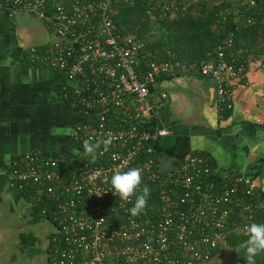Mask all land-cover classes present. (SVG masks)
Listing matches in <instances>:
<instances>
[{
  "label": "built area",
  "instance_id": "1",
  "mask_svg": "<svg viewBox=\"0 0 264 264\" xmlns=\"http://www.w3.org/2000/svg\"><path fill=\"white\" fill-rule=\"evenodd\" d=\"M119 2L133 0H0L8 16L27 13L47 26L50 42L28 46L20 57L63 71L67 81L58 97L81 115L69 131L72 154L25 151L12 160L8 182L27 190L32 202L54 201L50 218L46 207L40 212L53 225L50 264H209L225 244L229 225L242 232L260 223L264 194L242 174L221 177L199 154L184 155L162 173L154 144L169 130L156 121L160 104L151 100L150 88L177 72L210 77L224 117L232 108L231 82L248 63H264V41L259 38L256 51L238 56L228 36L205 60L182 61L171 50L151 53L143 41L114 26ZM187 4L156 0L147 13L151 19L175 16ZM86 140L98 145L94 160L84 154ZM129 168L141 170V184L121 200L107 180ZM145 186L146 206L133 216L129 209Z\"/></svg>",
  "mask_w": 264,
  "mask_h": 264
},
{
  "label": "crops",
  "instance_id": "2",
  "mask_svg": "<svg viewBox=\"0 0 264 264\" xmlns=\"http://www.w3.org/2000/svg\"><path fill=\"white\" fill-rule=\"evenodd\" d=\"M50 40L38 18L0 9V264H50L53 225L33 215L31 200L7 177L12 160L25 151H74L69 131L81 115L56 93L65 73L20 57L26 47ZM150 98L160 104L158 125L169 130L158 141L159 165L167 155L199 154L221 177L242 174L264 194L263 62L248 63L231 82L232 108L225 117L217 111L212 79L197 72L162 76Z\"/></svg>",
  "mask_w": 264,
  "mask_h": 264
},
{
  "label": "trees",
  "instance_id": "3",
  "mask_svg": "<svg viewBox=\"0 0 264 264\" xmlns=\"http://www.w3.org/2000/svg\"><path fill=\"white\" fill-rule=\"evenodd\" d=\"M155 2L156 0H133L132 4L119 2L114 5L112 14L117 30L143 41L151 53L161 54L171 50L182 61L205 60L207 53L213 51L228 36L232 38L231 51L238 56L251 50L256 51L259 38L264 41V22L261 21L264 16V0H255L254 5H250L249 0H174L179 6L184 2L189 4L178 15L151 19L147 10ZM246 16H253L252 23L244 21ZM60 87L61 85L57 86V95ZM228 111L230 110L224 112V117ZM154 147L155 153L159 154L158 144H154ZM23 192L31 200L29 192ZM43 207H46V217L50 218L54 201H33V215L42 217L40 212ZM233 216L242 221V216L237 212ZM260 223H264V217ZM244 239L246 237L242 232L234 231L229 225L226 242L214 251L213 258L226 253L227 264H247L244 258L246 253L240 247ZM255 264H264V253L255 257Z\"/></svg>",
  "mask_w": 264,
  "mask_h": 264
},
{
  "label": "clouds",
  "instance_id": "4",
  "mask_svg": "<svg viewBox=\"0 0 264 264\" xmlns=\"http://www.w3.org/2000/svg\"><path fill=\"white\" fill-rule=\"evenodd\" d=\"M108 142L105 141V143ZM83 147L85 156L94 160L98 145L86 140ZM107 183H109L110 190L114 195H118L121 200H128L141 184V170L139 168H129L127 171H114ZM100 194L101 192L96 195ZM148 195L149 189L145 186L142 194L136 196L133 206L129 209L131 215L136 216L144 210ZM242 235L246 237L240 245L246 253L244 258L247 264H255V257L264 253V223L253 222L244 226Z\"/></svg>",
  "mask_w": 264,
  "mask_h": 264
},
{
  "label": "water",
  "instance_id": "5",
  "mask_svg": "<svg viewBox=\"0 0 264 264\" xmlns=\"http://www.w3.org/2000/svg\"><path fill=\"white\" fill-rule=\"evenodd\" d=\"M212 81H213V79H212ZM177 160H179V158L177 156H174V155H170V156L167 155V156L162 157L160 159V165H159L160 171L162 173H165L168 170V168L170 167L171 163L173 161H177Z\"/></svg>",
  "mask_w": 264,
  "mask_h": 264
},
{
  "label": "rangeland",
  "instance_id": "6",
  "mask_svg": "<svg viewBox=\"0 0 264 264\" xmlns=\"http://www.w3.org/2000/svg\"><path fill=\"white\" fill-rule=\"evenodd\" d=\"M209 264H227V254L223 253L215 256Z\"/></svg>",
  "mask_w": 264,
  "mask_h": 264
}]
</instances>
